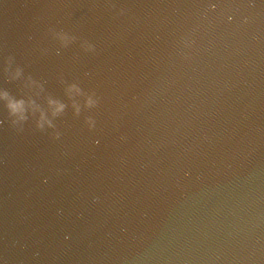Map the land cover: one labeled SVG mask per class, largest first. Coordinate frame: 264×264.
<instances>
[{
  "label": "water",
  "instance_id": "95a60500",
  "mask_svg": "<svg viewBox=\"0 0 264 264\" xmlns=\"http://www.w3.org/2000/svg\"><path fill=\"white\" fill-rule=\"evenodd\" d=\"M0 91V264H264V0H0Z\"/></svg>",
  "mask_w": 264,
  "mask_h": 264
},
{
  "label": "clouds",
  "instance_id": "9594fccd",
  "mask_svg": "<svg viewBox=\"0 0 264 264\" xmlns=\"http://www.w3.org/2000/svg\"><path fill=\"white\" fill-rule=\"evenodd\" d=\"M59 38L65 44L68 42V39H69L64 34H60ZM86 50H91V45H88ZM20 75H21V70L17 68L15 72L12 74L11 78L18 79ZM66 94L69 96L70 99L72 98L73 94L84 96L83 106L85 108H89V109L94 108L98 103V100L94 98V95H95L94 93L85 94L82 92L81 89H79L75 85L69 86L68 89L66 90ZM0 100L6 101V107H7L9 115L15 118L13 120L14 125L22 124L24 121L28 119V116L26 115V113L28 112L29 108L25 105L24 100H16L14 97H11L7 91H0ZM48 105H49V112H45L43 109H38V108L32 109L33 114L39 111V119L37 120V127L40 130H44L46 126L48 128H54L55 125L53 124V120L56 117L62 115L65 109V105L63 103L52 100V99L48 100ZM72 106H73L75 114L79 115L81 111L80 104L77 102H73ZM86 123H88L90 128L94 127L93 120L88 119ZM58 135L59 134L57 133V136Z\"/></svg>",
  "mask_w": 264,
  "mask_h": 264
}]
</instances>
